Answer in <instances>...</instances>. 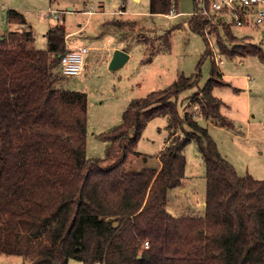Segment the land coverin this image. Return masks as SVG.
<instances>
[{"label":"trees","instance_id":"1","mask_svg":"<svg viewBox=\"0 0 264 264\" xmlns=\"http://www.w3.org/2000/svg\"><path fill=\"white\" fill-rule=\"evenodd\" d=\"M177 1L150 0L149 13L169 14ZM207 7L186 20L207 45L198 71L206 57L213 60L208 81L189 97L196 106L181 113L177 98L198 85L199 73H182L167 87L133 99L122 121L100 134L107 141L104 156L87 152L88 94L58 83L61 55L71 49L66 26L49 28L46 48L34 45L31 25L0 37V253L29 264H264V179L240 175L199 121L235 128L214 94L228 84L217 54L264 62V37L237 35L234 19L212 14L210 0ZM215 11L244 16L240 10ZM8 20L28 23L16 9L8 10ZM104 24L142 34L149 51L143 61L171 48L168 31L150 38L136 20ZM208 32L215 35L213 46ZM159 115L167 116L169 128L156 154L160 167L129 169L135 156L148 158L138 143ZM192 142L206 166L204 214L172 215L169 190L182 185Z\"/></svg>","mask_w":264,"mask_h":264},{"label":"rangeland","instance_id":"2","mask_svg":"<svg viewBox=\"0 0 264 264\" xmlns=\"http://www.w3.org/2000/svg\"><path fill=\"white\" fill-rule=\"evenodd\" d=\"M177 2L175 12L151 15L150 0H0V31L14 29L16 26L20 30L30 29L31 25L35 36L34 45L46 48V32L61 23L70 32L66 37L69 48L76 49L82 45L91 47L83 73L72 76L62 73L58 83L64 88L88 94L87 152L91 157L104 156L107 141L100 134L122 121L131 100L167 87L182 73L187 76L199 73L198 85L183 91L177 98L182 113L196 106L189 97L198 86L203 87L211 75L213 60L210 56L204 59L200 70L197 69L207 45L204 38L191 30L186 22L202 5L197 0ZM50 8L60 10L63 20L45 15ZM9 9L22 12L28 23L22 25L9 22ZM88 10L91 12L88 13ZM215 13L216 17L226 21H233L236 16L233 12L218 14L212 11V14ZM113 18L140 22L149 31L146 34L150 38H158L168 31L171 48L156 52L150 62L143 61L149 51L142 34L138 33L139 36L137 31L120 30L104 24ZM260 26L264 29V23ZM233 31L241 36L250 35L255 41L262 38L261 32L248 25L234 24ZM207 37L210 45H215V35L208 32ZM117 45L126 47L131 56L124 65L111 69L108 59ZM217 62L228 84L216 87L214 94L224 101L222 112L233 120L235 128L223 127L204 117H199V121L208 128L220 150L240 175L251 174L264 179V62L253 55L231 58L219 54ZM235 88L238 90L235 91ZM196 114L200 116L201 111ZM168 136L167 116L159 115L149 120L137 148L149 156L147 159L135 156L128 168L157 167L156 154L163 148ZM185 154L189 163L187 173L190 186L187 192L178 187L169 190V210L176 212L177 216H201L204 214L202 204L193 212L189 211L188 205L192 191L201 203L205 197L206 166L195 142L186 147ZM0 264L29 263L22 256L0 253ZM68 264L82 262L70 259Z\"/></svg>","mask_w":264,"mask_h":264},{"label":"built area","instance_id":"3","mask_svg":"<svg viewBox=\"0 0 264 264\" xmlns=\"http://www.w3.org/2000/svg\"><path fill=\"white\" fill-rule=\"evenodd\" d=\"M201 3L202 7L198 8L195 12L207 13V0H197ZM259 4L264 5V0H210V9L223 10L228 8L230 10H240L244 16L236 14L234 20L237 25H244L245 22H253L255 25H261L264 23V8H258L255 14H251V10ZM91 10H88L90 13ZM175 12V11H172ZM45 15L57 18L62 21V12L57 9L50 8L45 12ZM251 16L254 18L251 19ZM1 19V17H0ZM89 47L82 45L76 49H69L67 52L61 55V70L66 76L82 74L86 67V56L89 52ZM145 246L148 247V241L145 242Z\"/></svg>","mask_w":264,"mask_h":264},{"label":"crops","instance_id":"4","mask_svg":"<svg viewBox=\"0 0 264 264\" xmlns=\"http://www.w3.org/2000/svg\"><path fill=\"white\" fill-rule=\"evenodd\" d=\"M258 8H264V5L263 4H259L258 6H256L254 9H252L251 10V14L253 15V14H255L256 13V10L258 9ZM71 9V8H70ZM252 18H254L253 16H251V19ZM248 26H252V28L253 29H255V30H258L259 32H261L262 33V37L264 36V29H262V28H260L261 26L260 25H255L253 22H248ZM256 26V27H255ZM257 28V29H256ZM10 30H20L19 29V27L18 26H16L14 29H9V30H7V31H0V35L1 36H3V35H6L7 33H8V31H10ZM69 34H70V32H68V36H69ZM86 46V45H85ZM87 47H89V49L91 48L90 46H87ZM117 48H120V49H123V50H125V51H127L128 53H129V55L131 56V54H130V51L126 48V47H123V46H121V45H117V46H115V49H117ZM112 55L113 54H111L110 55V57H109V59H108V61L110 62V60H111V58H112ZM130 56H129V58H130ZM87 58V57H86ZM224 74V73H223ZM236 90H238V88H235V91ZM132 101V100H131ZM219 125V124H218ZM193 143V142H192ZM191 143V144H192ZM164 147V146H163ZM220 149V148H219ZM221 152H222V150H220ZM199 153V152H198ZM200 154V153H199ZM222 154L224 155V156H226L223 152H222ZM228 159V158H227ZM157 160H158V166L157 167H160V165H161V161L157 158ZM188 166H189V163H188V161H187V167H186V172H185V178L183 179V182H182V185L180 186V187H178L179 189H181V191H184V192H187L188 191V189H189V186H190V182H189V176H188V173H187V171H188ZM203 205V208H204V205H205V197H204V199L202 200V203H201V201H199L198 199H196V197H195V193H194V191H192V195L190 196V199H189V205H188V207H189V211H191V212H193V211H195V210H197L198 208H199V206L200 205ZM170 209V207H169V201H168V203H167V210H168V212L169 213H171L172 215H178L176 212H174V211H172V210H169ZM173 209V208H172ZM185 210V209H184ZM184 210H182V211H184Z\"/></svg>","mask_w":264,"mask_h":264},{"label":"water","instance_id":"5","mask_svg":"<svg viewBox=\"0 0 264 264\" xmlns=\"http://www.w3.org/2000/svg\"><path fill=\"white\" fill-rule=\"evenodd\" d=\"M129 53L123 49L117 48L115 49L112 58L110 60V68L116 69L119 66L124 65L128 59H129ZM108 220H111L112 217H108ZM118 224L117 221L114 222V225L116 226Z\"/></svg>","mask_w":264,"mask_h":264}]
</instances>
